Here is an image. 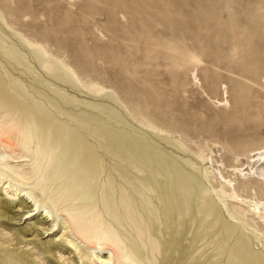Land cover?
<instances>
[{
    "label": "bare ground",
    "instance_id": "obj_1",
    "mask_svg": "<svg viewBox=\"0 0 264 264\" xmlns=\"http://www.w3.org/2000/svg\"><path fill=\"white\" fill-rule=\"evenodd\" d=\"M19 41L0 30V264H264V146L193 158Z\"/></svg>",
    "mask_w": 264,
    "mask_h": 264
},
{
    "label": "rangeland",
    "instance_id": "obj_2",
    "mask_svg": "<svg viewBox=\"0 0 264 264\" xmlns=\"http://www.w3.org/2000/svg\"><path fill=\"white\" fill-rule=\"evenodd\" d=\"M0 12L10 42L44 45L193 158L264 146V0H0Z\"/></svg>",
    "mask_w": 264,
    "mask_h": 264
}]
</instances>
